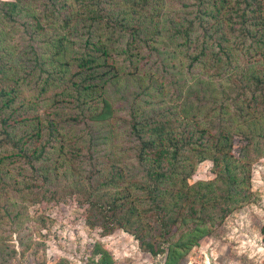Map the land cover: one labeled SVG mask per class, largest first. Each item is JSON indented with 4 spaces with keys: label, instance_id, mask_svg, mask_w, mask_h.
<instances>
[{
    "label": "trees",
    "instance_id": "obj_1",
    "mask_svg": "<svg viewBox=\"0 0 264 264\" xmlns=\"http://www.w3.org/2000/svg\"><path fill=\"white\" fill-rule=\"evenodd\" d=\"M25 5L0 0V23L25 15L34 34L54 27L40 45L33 37L21 53L1 50L0 179L12 159L35 181L77 177L87 225L122 229L163 264H186L211 226L250 200V167L264 156V0ZM141 77L161 93L169 85L170 96L158 107L135 97L117 145L112 93ZM103 138L111 152L97 151ZM204 160L213 178L193 181ZM260 234L264 246V223ZM95 254L111 264L99 245Z\"/></svg>",
    "mask_w": 264,
    "mask_h": 264
},
{
    "label": "rangeland",
    "instance_id": "obj_2",
    "mask_svg": "<svg viewBox=\"0 0 264 264\" xmlns=\"http://www.w3.org/2000/svg\"><path fill=\"white\" fill-rule=\"evenodd\" d=\"M45 1L26 0L24 8L41 12ZM27 19L23 15L0 23V29L4 30L3 34L0 30V54L5 48L8 53H21L30 47L33 37L40 45L43 34H50L48 27H54L46 24L47 30L40 35L34 34L36 32ZM48 48L45 46L43 49ZM182 68L187 81H191L184 72V62ZM148 86V81L141 77L138 81L121 80L114 88L112 95L117 108L114 124L117 145L123 142L129 106L135 97L137 106L158 107L168 100L171 93L169 85L162 93L154 88L148 89ZM123 94L126 97H122ZM42 105L40 109L46 106ZM80 129V126L69 127L70 132L78 133ZM95 134L104 136L105 133L95 131ZM99 141L103 144L95 146L97 151L102 154L110 151L107 138ZM234 143L235 147L239 146V137L234 138ZM20 163L21 160L12 159L10 173L0 179V264H54L59 258L66 259L67 264H97L93 261H97L99 254L94 255V260L90 258L93 259L91 253L95 245L107 251L111 256V264H163L164 256H153L143 251L138 241L126 231L116 229L104 234L99 226L87 225V203L82 202L81 192L84 186L77 177L67 173L46 183L42 179L35 181L29 171L19 167ZM250 175V200L221 222L212 225L210 233L199 242L203 250L212 249L215 255H220L222 263L264 264V246L260 234V227L264 223V156L251 164ZM15 178L18 181L23 179L24 182L15 185ZM211 178V161L200 162L192 180ZM26 185L33 189H28ZM193 254V250L189 252L185 261L188 262Z\"/></svg>",
    "mask_w": 264,
    "mask_h": 264
},
{
    "label": "built area",
    "instance_id": "obj_3",
    "mask_svg": "<svg viewBox=\"0 0 264 264\" xmlns=\"http://www.w3.org/2000/svg\"><path fill=\"white\" fill-rule=\"evenodd\" d=\"M212 249L203 250L201 246L194 247V254L188 259L187 264H229L228 262H223L219 259L220 255H215ZM232 264V263H230ZM242 264V263H234Z\"/></svg>",
    "mask_w": 264,
    "mask_h": 264
}]
</instances>
